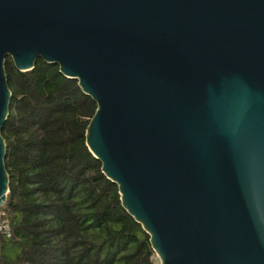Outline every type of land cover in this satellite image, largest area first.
Listing matches in <instances>:
<instances>
[{
  "label": "water",
  "instance_id": "95a60500",
  "mask_svg": "<svg viewBox=\"0 0 264 264\" xmlns=\"http://www.w3.org/2000/svg\"><path fill=\"white\" fill-rule=\"evenodd\" d=\"M6 58L94 103L85 147L159 264H264V0H0V132Z\"/></svg>",
  "mask_w": 264,
  "mask_h": 264
},
{
  "label": "trees",
  "instance_id": "16d2710c",
  "mask_svg": "<svg viewBox=\"0 0 264 264\" xmlns=\"http://www.w3.org/2000/svg\"><path fill=\"white\" fill-rule=\"evenodd\" d=\"M4 74L8 184L0 210L10 237L0 236V264H159L85 147L94 103L40 59L18 72L6 58Z\"/></svg>",
  "mask_w": 264,
  "mask_h": 264
},
{
  "label": "built area",
  "instance_id": "2783aa9c",
  "mask_svg": "<svg viewBox=\"0 0 264 264\" xmlns=\"http://www.w3.org/2000/svg\"><path fill=\"white\" fill-rule=\"evenodd\" d=\"M0 236L8 239L10 237V229L5 214L0 210Z\"/></svg>",
  "mask_w": 264,
  "mask_h": 264
}]
</instances>
